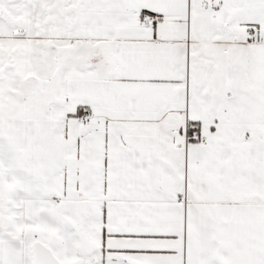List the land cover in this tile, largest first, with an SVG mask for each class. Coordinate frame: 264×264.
<instances>
[{
  "label": "snow or ice",
  "instance_id": "1",
  "mask_svg": "<svg viewBox=\"0 0 264 264\" xmlns=\"http://www.w3.org/2000/svg\"><path fill=\"white\" fill-rule=\"evenodd\" d=\"M0 264H264V0H0Z\"/></svg>",
  "mask_w": 264,
  "mask_h": 264
}]
</instances>
